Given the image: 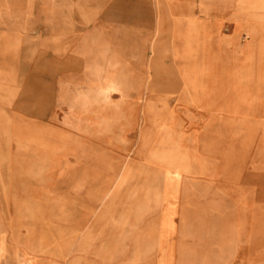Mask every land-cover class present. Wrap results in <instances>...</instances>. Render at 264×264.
Returning <instances> with one entry per match:
<instances>
[{
	"label": "rangeland",
	"instance_id": "1",
	"mask_svg": "<svg viewBox=\"0 0 264 264\" xmlns=\"http://www.w3.org/2000/svg\"><path fill=\"white\" fill-rule=\"evenodd\" d=\"M67 4L0 29V264H264V40L176 58L165 27L108 93L96 24L140 7Z\"/></svg>",
	"mask_w": 264,
	"mask_h": 264
},
{
	"label": "crops",
	"instance_id": "2",
	"mask_svg": "<svg viewBox=\"0 0 264 264\" xmlns=\"http://www.w3.org/2000/svg\"><path fill=\"white\" fill-rule=\"evenodd\" d=\"M33 2L0 0V29L9 28L4 15L14 21L21 14L34 12ZM68 2L45 0V5L49 13L63 14L67 12L64 8ZM100 5L116 8L112 11L116 14L134 12L132 8L139 6L140 10L135 12L142 15L136 25L126 20L116 21L113 25L96 24V29L115 30V36L96 37V78H117V84L127 86L124 91L110 90L105 86L108 93H126L129 84L124 78L149 77L152 46L159 38V31L165 27L169 31L168 44L186 45L183 50H172L176 58L189 54L199 31H203L206 41L220 49L238 45L248 51L264 40V0H96V13L100 12L97 9ZM129 30L136 31L134 36L131 33L129 37ZM244 39L247 41L242 44ZM137 63H141L140 68ZM2 248L0 246V250Z\"/></svg>",
	"mask_w": 264,
	"mask_h": 264
},
{
	"label": "bare ground",
	"instance_id": "3",
	"mask_svg": "<svg viewBox=\"0 0 264 264\" xmlns=\"http://www.w3.org/2000/svg\"><path fill=\"white\" fill-rule=\"evenodd\" d=\"M165 148V147H164ZM133 223V222H132Z\"/></svg>",
	"mask_w": 264,
	"mask_h": 264
}]
</instances>
